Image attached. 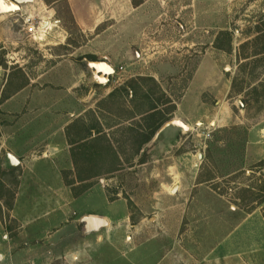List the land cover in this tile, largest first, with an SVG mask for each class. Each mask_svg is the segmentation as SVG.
<instances>
[{"label":"rangeland","instance_id":"obj_1","mask_svg":"<svg viewBox=\"0 0 264 264\" xmlns=\"http://www.w3.org/2000/svg\"><path fill=\"white\" fill-rule=\"evenodd\" d=\"M18 5L0 8V83L8 85L2 95L61 57L73 58L88 108L85 120L71 129L73 168L64 175L77 181L75 189L90 177L104 183L110 198L126 197L131 223L150 225L142 234L154 250L148 258L159 256L160 221L149 219L162 209L153 206L157 195L218 193L240 214L264 206V160L241 162L247 126L264 117V0H21ZM86 53L113 66L106 81L98 80L89 59H83V71L77 57ZM151 100L162 121L176 117L189 125L166 148L158 141L147 144L153 135L144 141ZM19 166L11 170L0 153V217L8 229L14 223L5 203L13 198ZM176 183L182 185L172 192Z\"/></svg>","mask_w":264,"mask_h":264},{"label":"crops","instance_id":"obj_2","mask_svg":"<svg viewBox=\"0 0 264 264\" xmlns=\"http://www.w3.org/2000/svg\"><path fill=\"white\" fill-rule=\"evenodd\" d=\"M70 58L61 57L4 95L8 85L0 83V153L13 154L20 165L8 209L13 227L0 217V264H264L263 205L240 214L218 193L157 195L153 206L162 209L149 218L151 224L160 221L153 261L151 239L142 236L150 225L131 223L126 197L110 198L104 183L90 177L80 179L87 183L78 189L77 181H67L64 170L73 168L76 142L71 129L88 108L81 72ZM262 133L264 117L247 126L241 162L264 160Z\"/></svg>","mask_w":264,"mask_h":264},{"label":"water","instance_id":"obj_3","mask_svg":"<svg viewBox=\"0 0 264 264\" xmlns=\"http://www.w3.org/2000/svg\"><path fill=\"white\" fill-rule=\"evenodd\" d=\"M7 4L5 9L1 10H14L18 8V2L21 0H4ZM87 65L91 67L95 73V76L99 81L104 82L108 79V74L112 73L114 68L113 66L106 60H88ZM189 130V125L182 121L179 118L172 117L166 121H164L154 132L152 138L148 141L147 144H151L153 142L158 141L159 145L162 148H166L171 145L173 141L177 140L176 135L179 132ZM7 164L11 166H15L19 164V160L11 153H6ZM177 188V185L174 184L172 187V192H174ZM153 218V217H152ZM85 219L92 221L93 223H104L102 218L90 216H85Z\"/></svg>","mask_w":264,"mask_h":264},{"label":"trees","instance_id":"obj_4","mask_svg":"<svg viewBox=\"0 0 264 264\" xmlns=\"http://www.w3.org/2000/svg\"><path fill=\"white\" fill-rule=\"evenodd\" d=\"M83 58L89 59V60H94L95 55L93 53H86V54L78 56L77 61L80 63L82 62L81 64H84ZM112 92H114V90H112L109 94H112ZM161 102H163V101H161ZM158 113H159L158 104L156 102H154L153 100H151L150 104H149L148 113L146 114V117H145V119L148 118L147 120H149V124H148L149 132L147 134L146 133L144 134V141H147L154 134L156 129L164 121V120L163 121L161 120ZM139 162L141 163V162H143V160L140 159ZM16 167H17V165H15L14 168L11 170H14ZM5 205L7 208H10L12 205V200L9 201L8 203H5Z\"/></svg>","mask_w":264,"mask_h":264},{"label":"bare ground","instance_id":"obj_5","mask_svg":"<svg viewBox=\"0 0 264 264\" xmlns=\"http://www.w3.org/2000/svg\"><path fill=\"white\" fill-rule=\"evenodd\" d=\"M0 8L5 9L6 7L3 5V3H0Z\"/></svg>","mask_w":264,"mask_h":264},{"label":"snow or ice","instance_id":"obj_6","mask_svg":"<svg viewBox=\"0 0 264 264\" xmlns=\"http://www.w3.org/2000/svg\"><path fill=\"white\" fill-rule=\"evenodd\" d=\"M0 3H2V0H0Z\"/></svg>","mask_w":264,"mask_h":264}]
</instances>
